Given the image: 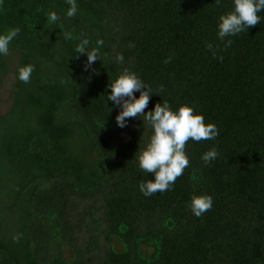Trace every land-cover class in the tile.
Returning <instances> with one entry per match:
<instances>
[{
	"label": "trees",
	"instance_id": "1",
	"mask_svg": "<svg viewBox=\"0 0 264 264\" xmlns=\"http://www.w3.org/2000/svg\"><path fill=\"white\" fill-rule=\"evenodd\" d=\"M76 3L68 18L66 0L0 2V33L20 28L0 55L9 103L0 114V264H264V12L226 37L221 61L206 45H223L219 17L233 0ZM81 38L89 49L102 39L111 64L85 69ZM26 63L35 66L27 84L18 79ZM124 68L153 92L164 86L146 112L165 100L173 110L187 104L219 129L215 140H190V166L150 197L139 184L155 177L138 156L153 130L140 117L119 127L121 109L106 99ZM213 147L219 155L205 165ZM198 194L213 198L201 217L189 207Z\"/></svg>",
	"mask_w": 264,
	"mask_h": 264
},
{
	"label": "clouds",
	"instance_id": "2",
	"mask_svg": "<svg viewBox=\"0 0 264 264\" xmlns=\"http://www.w3.org/2000/svg\"><path fill=\"white\" fill-rule=\"evenodd\" d=\"M66 3L69 5L66 16L72 18L79 10L76 0H66ZM216 3L219 5L220 0H216ZM261 12H264V0H233L232 10L219 17L217 37L223 41V45L214 46L212 43L206 45L207 49L212 52L213 58L222 61L223 56H218L217 52L227 50L233 43L226 37L247 32L250 27L261 23L259 15ZM59 19L55 11H49L46 15V21L49 24H56ZM19 33L18 26L0 33V55L10 54V44ZM63 38L67 41L77 39L71 32H64ZM89 43L87 38H81L75 47L77 54L87 56L85 69H88L98 59L106 66L111 64L106 62L105 56L100 52V47L103 45L102 39H98L96 46L91 49L88 47ZM134 46V44L129 45V47ZM171 59V56L165 58L164 63H170ZM115 61L123 64V55L117 54ZM34 71L35 66L26 63L19 67L18 79L25 84L30 83ZM109 87L111 91L106 99L111 100L113 105L121 109L116 116L119 127L124 128L127 126V120L140 117L143 123L147 122L153 130L148 144L140 151L138 165L145 173L154 174L155 179H147L146 182L140 183V191L146 197H150L157 192L171 190L176 180L190 166L186 153L187 143L190 140L195 142L215 140L219 135L217 125L213 122H205L204 116L196 112L191 105H181L178 110H173L166 100L163 103H156L153 110L146 112L145 109L150 102L151 95L163 92L164 86L161 85L156 92H153L137 73L127 68H124L115 79H111ZM135 92L140 93L139 97L134 94ZM218 155L219 153L213 147L204 152L201 159L205 165H208L217 159ZM189 207L196 217H201L213 207V198L209 194L193 195ZM13 239L18 240V237L13 236Z\"/></svg>",
	"mask_w": 264,
	"mask_h": 264
},
{
	"label": "rangeland",
	"instance_id": "3",
	"mask_svg": "<svg viewBox=\"0 0 264 264\" xmlns=\"http://www.w3.org/2000/svg\"><path fill=\"white\" fill-rule=\"evenodd\" d=\"M9 79H10V77H8L6 79V81L8 82ZM7 93H8V90L7 89L2 90L1 93H0V114L6 112L8 110V108H9V103H8V99H7ZM122 136L124 138V135L123 134H122ZM1 160L2 159L0 157V161ZM0 166H1V162H0Z\"/></svg>",
	"mask_w": 264,
	"mask_h": 264
}]
</instances>
